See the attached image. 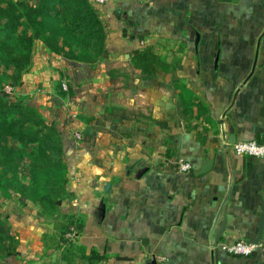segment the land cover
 Masks as SVG:
<instances>
[{
  "label": "crops",
  "instance_id": "crops-1",
  "mask_svg": "<svg viewBox=\"0 0 264 264\" xmlns=\"http://www.w3.org/2000/svg\"><path fill=\"white\" fill-rule=\"evenodd\" d=\"M153 4L151 18L146 17L142 32L136 33L165 41L166 61L163 47L156 54L174 73L134 79L133 97L123 90H105L100 96L92 94V86L81 89L84 86L74 81L87 74L108 79L104 66L99 63L92 70L59 63L55 57L61 58L45 49L44 57L34 58L24 75L20 95L45 121L53 122L63 138L74 197L60 211L66 220L70 208L79 226L67 244L65 236L39 217L47 229L20 234L17 254L7 258L8 263L264 264V228L262 250L249 258L228 255L219 247L252 240L264 207V158L235 155L226 123L234 130L235 142L264 139V0ZM112 6H105L107 24L115 28L112 39H106L110 59L124 49H141L134 40L123 39L121 24L108 15ZM62 78L73 84V96H58L53 83ZM178 82L207 108L206 115L195 110L187 120L179 115ZM116 93L140 110L137 119H115L106 112L107 107L122 105L115 101ZM58 99L60 106L55 104ZM76 132L82 139L78 147ZM210 159L211 170L199 175ZM178 161L189 163L191 170L179 171ZM224 221L214 246L213 228Z\"/></svg>",
  "mask_w": 264,
  "mask_h": 264
},
{
  "label": "trees",
  "instance_id": "trees-1",
  "mask_svg": "<svg viewBox=\"0 0 264 264\" xmlns=\"http://www.w3.org/2000/svg\"><path fill=\"white\" fill-rule=\"evenodd\" d=\"M35 41L65 61L93 65L105 54L106 30L90 0H0V192L6 198L16 196L21 208L32 204L54 213L73 195L68 189L63 138L53 123L27 105L24 97L12 99L6 90L23 85V77L32 66ZM128 56L126 72L120 73L112 63L106 65L112 91H134L133 73L154 79L173 72L151 47L132 50ZM121 80L123 84L118 86ZM175 86L181 117L187 120L194 110L208 113L184 84ZM56 89L60 98L74 94L70 89L63 91L60 84ZM55 104L60 106V100ZM105 109L124 121L137 119L140 112L122 106ZM17 243L0 212V255L15 256Z\"/></svg>",
  "mask_w": 264,
  "mask_h": 264
},
{
  "label": "rangeland",
  "instance_id": "rangeland-1",
  "mask_svg": "<svg viewBox=\"0 0 264 264\" xmlns=\"http://www.w3.org/2000/svg\"><path fill=\"white\" fill-rule=\"evenodd\" d=\"M153 1H156V0H104L103 4H98L96 0H90L92 7L97 11L99 17L102 20L103 25L105 26V30L107 32L106 33V39L108 36V41H110L112 39L111 33L113 31H115V28L110 27V24H107V19L105 16V10H106L105 6H106V4H113V6L111 7V10L108 12V15H109V17H113V19H115L117 22H119L121 24L120 27L123 30V39L126 41L127 40L128 41L134 40V43L138 44V46L141 47V49H144L145 47L150 46L154 53H158L157 50H159L160 48H162L164 46L165 41H162L163 43L162 42L157 43L156 41H153V39L151 38V36H149V34H144L143 36H140L139 34L136 33L138 31H139V33L142 32L143 22H144L145 18L146 17H149V19L151 18L152 13H153L152 10L154 7ZM116 26L118 27V25H116ZM148 30H152V26H149ZM196 39H197L196 36L194 34H192L191 42L194 43L195 41H197ZM144 41H146V43ZM151 42H154V44H152ZM106 43H107V40H106ZM150 43H151V45H150ZM163 48H164V50L162 51V53L164 56L163 57L161 56V57L163 59H165V61H166L168 52L165 49V47H163ZM44 49L46 50V48L43 46V44L40 41H35L33 44V47H32L33 59L34 58L35 59L36 58L37 59L43 58L44 57L43 56L44 55V51H43ZM105 50H106L105 54L98 61V63L93 64V65H86V66L91 67L93 70V68H95L96 65L101 63L104 66L106 76H107L106 65L110 64L111 62L114 65V68L116 70H118L120 73L123 71H125V72L128 71V68H129V61H128L129 60V56H128L129 52H128V50L124 49L116 58L112 57L111 59L107 58L106 45H105ZM172 53H171V55H172ZM55 59L59 63L64 61V62H68L69 64H71L69 61H65L62 58L58 59L55 57ZM111 60H113V61H111ZM73 63H75V62H73ZM76 64L85 65L82 63H76ZM173 68H175V67H173ZM170 73H174V70H173V72L170 71ZM102 75L99 74L98 76L96 75L95 77H93V75L91 76V75L87 74L83 78H81V80H80V78L75 79L74 82L79 87L82 84L84 87H81V89H87L88 87L92 86V89H93L92 94L94 92L95 95L101 96L102 94L105 93V90H108V92L111 90L110 86H107L106 88H104L105 81H109V77L107 76L108 79L105 80ZM138 77L142 78L138 73L136 75H135V73H133L131 76V82L133 81V84H134V81H135L134 79H138ZM149 80H152V79H149ZM122 82H123V80H121L118 83V86L122 85L123 84ZM163 82L168 83L169 78L165 77V79H163ZM53 84H54V86L57 84H60L62 86V90L65 92H68L69 91L68 89L72 90V92L74 90L73 84L72 83L70 84L66 78L65 79L64 78L58 79ZM94 84H96V86L93 87ZM63 86L65 87V89L63 88ZM123 91H128L125 94H127V95L129 94L130 97L131 96L133 97V95L135 94V90L134 91L123 90ZM9 94L11 95L12 99L22 100V98H23L20 95V91L18 89L12 90ZM117 94L118 93H116L114 95V97H116L115 101L116 102H120V101L123 102L122 105L118 104V106H122V107H125L128 109H132L131 107H133V106L130 107L129 99H127L125 97L121 98L120 97L121 95H119V94L117 95ZM69 97H71V96H69ZM132 110H135V109H132ZM49 123H53V122H49ZM54 126H55V124H54ZM86 132H88V131L85 130V134H87ZM76 133H79V132H76ZM80 136H81V134H80ZM81 140H79V141L74 140L75 147H78V145L81 143ZM64 162H65V150H64ZM69 176L70 175H69V170H68V174H67L68 189H70L72 191L73 195L71 198L65 200L62 203V205L67 201L71 202V200L74 197V191L69 184ZM60 210H61V207L56 212L49 213V212H45V211L41 210V208L39 206L32 205V204H28L26 209L21 208L18 205L16 196H14L13 198H6V197H4V194L2 192H0L1 219L7 220V225L10 227V231H11L12 236H14V238L18 242L17 243L18 244L17 250L19 249V244H20V241H19V235L20 234H26L27 231H28V233L37 232L38 227H40V228L42 227L44 229H47V227L41 226L42 224L39 221L40 218L43 221L42 223H47L49 226L54 227V230L57 233L62 234V236L66 237L67 233L70 232L71 229H73L74 230V237L73 238H66V240L63 239L64 243H67V244L72 243L71 241L75 239V233H76V230L78 229L79 224L73 223L72 213H71L70 208H68L67 214L65 215L66 220L64 218H62V213ZM22 223H24V227L22 229H20V225ZM50 246L53 247V249H55V247L52 244H50ZM0 264H10V263H8L7 258H4V256L0 255Z\"/></svg>",
  "mask_w": 264,
  "mask_h": 264
},
{
  "label": "built area",
  "instance_id": "built-area-1",
  "mask_svg": "<svg viewBox=\"0 0 264 264\" xmlns=\"http://www.w3.org/2000/svg\"><path fill=\"white\" fill-rule=\"evenodd\" d=\"M98 4H103L104 0H96ZM65 89V87L63 86ZM8 93L12 90L10 88L6 89ZM74 140H81V136L79 133L74 135ZM232 151L235 155L240 157H249V158H264V140L261 142H257L255 140L249 141H239L235 142L231 145ZM179 171L181 172H189L191 170V166L189 163L178 161ZM74 230L71 229L70 232L67 233L66 238H73ZM220 249L227 253L228 255L242 258H249L253 256L254 253L262 250V247L259 243L251 244L247 241L236 240L231 242H224L220 244Z\"/></svg>",
  "mask_w": 264,
  "mask_h": 264
},
{
  "label": "water",
  "instance_id": "water-1",
  "mask_svg": "<svg viewBox=\"0 0 264 264\" xmlns=\"http://www.w3.org/2000/svg\"><path fill=\"white\" fill-rule=\"evenodd\" d=\"M260 40H261V38H259V40L257 42V46H256V51L257 52H258ZM226 123L228 124L229 133L231 134V139L229 140V145H232V144L235 143L234 130L231 127V125H229V122L228 121H226ZM221 133H222V138L225 139L224 131L222 130ZM212 165H213V160L212 159L208 160L203 165V167L201 168V170L199 172V175H203V174H206L207 172H209L211 170V168H212ZM223 207H224V203L221 205V207H220V209L218 211L215 224L217 222V219H218V217H219V215H220ZM215 224H214V227H215ZM263 228H264V207L261 208V215H260L257 223L255 224L254 236H253L252 240L247 241V242L248 243H251V244H257V243H259V241L261 240L262 233H263ZM224 229H225V221L222 222L221 225H220V227L218 229H216L215 231H214V228H213L212 235H211L212 236L211 237V241L214 244V246L217 245L218 240H219V237L222 235ZM152 264H155V261H152Z\"/></svg>",
  "mask_w": 264,
  "mask_h": 264
}]
</instances>
